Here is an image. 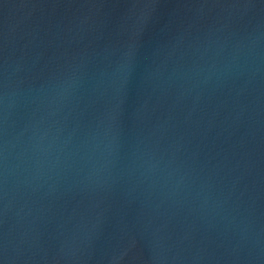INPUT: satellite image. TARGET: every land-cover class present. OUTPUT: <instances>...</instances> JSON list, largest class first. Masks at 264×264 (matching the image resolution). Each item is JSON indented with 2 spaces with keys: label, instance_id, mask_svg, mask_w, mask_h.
<instances>
[{
  "label": "water",
  "instance_id": "obj_1",
  "mask_svg": "<svg viewBox=\"0 0 264 264\" xmlns=\"http://www.w3.org/2000/svg\"><path fill=\"white\" fill-rule=\"evenodd\" d=\"M0 264H264V0H0Z\"/></svg>",
  "mask_w": 264,
  "mask_h": 264
}]
</instances>
